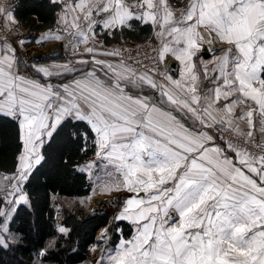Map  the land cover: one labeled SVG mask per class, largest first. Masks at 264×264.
Returning <instances> with one entry per match:
<instances>
[{"label":"snow or ice","instance_id":"1","mask_svg":"<svg viewBox=\"0 0 264 264\" xmlns=\"http://www.w3.org/2000/svg\"><path fill=\"white\" fill-rule=\"evenodd\" d=\"M48 4L58 10L56 27L34 39L64 42L65 62L26 64L40 79L23 75L18 47L31 41L0 38V117L16 123L18 140L13 170L0 176V251L28 238L13 225L32 210L28 186L45 145L70 122L85 126L80 151L89 137L95 148L96 160L76 170L91 179L105 162L111 182L103 189L124 197L113 221L135 227L94 264H264V0ZM0 19L16 23L6 2ZM136 24L159 41L141 67L128 49L99 39ZM56 245L38 248L33 264L57 262Z\"/></svg>","mask_w":264,"mask_h":264},{"label":"trees","instance_id":"2","mask_svg":"<svg viewBox=\"0 0 264 264\" xmlns=\"http://www.w3.org/2000/svg\"><path fill=\"white\" fill-rule=\"evenodd\" d=\"M15 15L20 24L32 31L39 32L54 25L56 11L48 0H15ZM37 19L33 20L32 15ZM96 31L99 33L100 29ZM152 35L149 25L136 24L132 29L117 31L111 37L101 34L105 44L119 42L122 38L136 44L144 43ZM30 47L35 45L37 34L30 36ZM85 130L82 124L70 122L58 127L53 139L45 145V160L32 177L28 186L33 206L32 210H21L20 218L15 221L13 230L20 229L27 235L23 247L0 251V264H33L35 252L48 241L55 240L57 249H62L54 264H81L90 254L91 248L97 244L96 236L101 227L108 224L109 215H94L87 206L76 203L73 206L59 205L61 217H56V198L81 199L92 191V181L78 172L80 166L95 156V148L89 137L87 151H80L83 140L79 132ZM76 132L74 138L72 133ZM18 148L17 126L12 120L0 117V175L10 174L13 170ZM64 225L72 229L69 237L58 235L56 228ZM117 227L123 229V236L132 233L128 222L115 223L110 245L115 246L120 238Z\"/></svg>","mask_w":264,"mask_h":264},{"label":"rangeland","instance_id":"3","mask_svg":"<svg viewBox=\"0 0 264 264\" xmlns=\"http://www.w3.org/2000/svg\"><path fill=\"white\" fill-rule=\"evenodd\" d=\"M51 41H54V40H51ZM50 40L43 43V44H35L33 46H28V45H24L22 48H18V55L22 58V60L24 61V63L21 64V73L26 75V76H30L34 79H40L39 75L34 73L32 71V69L26 67V64H30V63H38V64H44V65H47V64H51V63H63L65 62L67 59H69V53L71 51L70 48H65L64 47V42H59L62 46V50L61 49H57V50H54V51H57L56 53L61 54V56H59L57 59H54V60H51V59H30L26 53H28L29 50H31L32 48H38L42 51H44L46 54H45V57L48 56V53H49V47H51V45L55 44V43H51ZM57 42V41H56ZM66 54V55H65ZM77 59H79L80 57H76ZM87 58V57H85ZM99 58H104L106 59L105 57H99ZM52 82H57L55 80H53ZM96 160V157H94L93 159H91L89 162L91 161H94ZM111 171L110 168H106L105 167V162L103 161H97V167L96 169H94V172L95 174L92 176V178L90 179L92 181V191L89 195H87L86 197L84 198H81V199H66V198H56V206H57V211H61L60 210V206L59 205H66V206H73L75 205L76 203H79V204H82V205H85L87 206L88 210L90 211L91 210V206H92V200L93 198L98 195L99 199H103L104 202H112L113 205H115L116 203V198L113 197H110L112 195H114L116 192H107L103 189V185L106 184V183H110L111 182V179L108 175V173ZM6 175H9V174H2L0 176H6ZM3 184V181H0V186H2ZM116 197L118 196V193H116L115 195ZM105 198V199H104ZM124 199V198H123ZM122 207V205H121ZM108 208V207H107ZM116 208V206H111L110 208H108L109 210H114ZM91 212V211H90ZM99 233H97V236L96 238L99 239ZM111 238L107 239V241H110ZM106 253L107 251V245H104V244H100L97 248H100ZM100 250V249H99ZM98 250V251H99ZM96 251V252H92V254H90V258L88 259L87 262H85L84 264H94V261L98 260L101 256V251L100 253Z\"/></svg>","mask_w":264,"mask_h":264},{"label":"crops","instance_id":"4","mask_svg":"<svg viewBox=\"0 0 264 264\" xmlns=\"http://www.w3.org/2000/svg\"><path fill=\"white\" fill-rule=\"evenodd\" d=\"M1 2L2 3H7V6H9L12 10H13V14H14V18H15V21H16V23L15 24H9L6 28H7V31H8V35L6 36L7 38H9L10 40L11 39H25V40H29L30 41V36L31 35H34V34H37V37L41 34V33H44V32H46V31H48L49 29H54L55 27H56V22L54 23V25H52V26H50V27H47V28H45V29H41L39 32H36V31H32V30H30L28 27H26V26H24V25H22V24H20V22H19V20L17 19V17H16V15H15V7H13L14 6V4H15V0H1ZM58 11V10H57ZM32 19L33 20H36L37 19V16L34 14V15H32ZM99 39L101 40V41H103V39L99 36ZM149 39H154V36H153V30H152V35H151V37L149 38ZM149 39H147L146 41H148ZM154 40H156V39H154ZM51 41V40H50ZM145 41V42H146ZM156 41H158V40H156ZM104 42V41H103ZM159 42V41H158ZM51 43H57V44H60L59 42H56V41H51L50 42V44ZM28 43H26L25 45H27ZM37 44V43H36ZM39 44V43H38ZM136 45H138V44H136L135 42H132V41H128V40H125V39H121L119 42H111V43H109V44H105L104 43V46L106 47V48H113V47H122V48H126V49H128V51L127 52H125L124 53V55L126 54V53H128L132 48H134ZM33 46V45H32ZM214 46L215 47H220V45L218 44V43H215L214 44ZM60 47H61V50L63 49L62 48V46H61V44H60ZM19 48V47H18ZM220 53H216V55H219ZM66 55V54H65ZM106 59H113V58H107V57H105ZM201 58L202 59H204V60H211L212 59V56L211 55H209L208 53H202L201 54ZM175 63H176V65L178 66V62H176L175 61ZM171 66V65H170ZM24 75V74H23ZM205 83H207V82H205ZM127 91H129L131 94H136L137 93V90L136 89H134V88H128L127 89ZM144 91V93L145 94H147L148 92H149V90L148 89H144L143 90ZM95 157V156H94ZM94 157H92L91 159H93ZM90 159V160H91ZM89 160V161H90ZM88 161V162H89ZM87 162V163H88ZM132 226V228H133V230H132V233H131V235H129L128 237H125V236H120V238H119V240H118V242L116 243V245L120 242V240L121 239H130L134 234H135V227L133 226V225H131ZM119 228H121V227H119ZM98 233V232H97ZM96 241H98V239H96ZM110 242L109 241H107L104 245H107V251H106V253L107 252H110V251H112V249L116 246H112V245H110L109 244ZM100 244H96V245H94L95 247H98ZM93 246V247H94ZM100 249V250H99ZM98 252L100 253V251L102 250L101 249V247L100 248H98ZM92 252L93 251H91L90 250V254H92ZM105 253V254H106ZM90 254H89V257L84 261V262H82L81 264H84L85 262H87L88 261V259L90 258ZM114 254V253H113Z\"/></svg>","mask_w":264,"mask_h":264},{"label":"built area","instance_id":"5","mask_svg":"<svg viewBox=\"0 0 264 264\" xmlns=\"http://www.w3.org/2000/svg\"><path fill=\"white\" fill-rule=\"evenodd\" d=\"M183 0H170V3L173 4H177L180 5L182 4ZM0 3L1 0H0ZM8 35V31L7 28L5 27V23L2 19H0V38L6 37ZM159 48V42L154 40V39H149L148 41L138 44L136 45L134 48H132L128 53L125 54V56H129L131 55L132 57H139V59L141 60V65H134L136 67H141L144 63H147V58L153 56L154 53V49H158ZM116 193L110 197L116 198V201L119 200L120 202H116L115 206H116V212H112L111 210H108V208H105L104 205L98 204V195H96L93 200H92V206H91V213L94 215H102V214H107L109 215V220H108V224L111 225V230L109 231V236L108 239L111 238L113 232H114V228H115V223L113 221L114 216H116L118 214L119 209L121 208L122 205V201L123 198L122 196H120V194L118 193V197L115 196ZM101 199V198H100ZM61 211H56V217L59 219L61 217ZM107 224V225H108ZM106 226V225H105ZM104 227V226H103ZM102 228V227H101ZM99 233V232H98ZM100 237V236H99ZM97 239V238H96Z\"/></svg>","mask_w":264,"mask_h":264},{"label":"bare ground","instance_id":"6","mask_svg":"<svg viewBox=\"0 0 264 264\" xmlns=\"http://www.w3.org/2000/svg\"><path fill=\"white\" fill-rule=\"evenodd\" d=\"M57 49H61L60 47V44H53L51 45V47H49V53H48V56H57L58 53H56L57 51H54V50H57ZM27 56L30 58V59H44L45 58V52L38 49V48H32L31 50L28 51V53H26ZM47 56V57H48ZM118 197V196H117ZM105 199V198H104ZM98 204H101V205H104L105 208H110L111 206H115L112 204V202L108 201V202H104L103 199H98ZM109 210V209H108ZM112 212H116V209L114 210H111ZM105 228H109L111 230V225H106L104 227H102L98 232H99V235L101 234V232L105 229Z\"/></svg>","mask_w":264,"mask_h":264},{"label":"water","instance_id":"7","mask_svg":"<svg viewBox=\"0 0 264 264\" xmlns=\"http://www.w3.org/2000/svg\"><path fill=\"white\" fill-rule=\"evenodd\" d=\"M61 56V54L58 55V57ZM170 60H172V64L176 65L175 60L171 57H169Z\"/></svg>","mask_w":264,"mask_h":264}]
</instances>
